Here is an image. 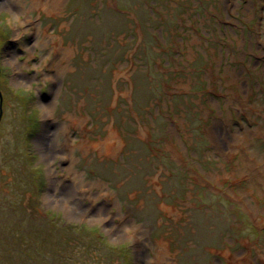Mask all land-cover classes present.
Returning <instances> with one entry per match:
<instances>
[{"label": "rangeland", "instance_id": "rangeland-1", "mask_svg": "<svg viewBox=\"0 0 264 264\" xmlns=\"http://www.w3.org/2000/svg\"><path fill=\"white\" fill-rule=\"evenodd\" d=\"M14 1L0 264H264V0ZM68 165L101 184L82 217L46 200Z\"/></svg>", "mask_w": 264, "mask_h": 264}, {"label": "bare ground", "instance_id": "bare-ground-1", "mask_svg": "<svg viewBox=\"0 0 264 264\" xmlns=\"http://www.w3.org/2000/svg\"><path fill=\"white\" fill-rule=\"evenodd\" d=\"M2 1H4L6 3V6L11 7V8H15V7H13V5L15 6L14 0H2ZM21 2L25 3L24 0H21ZM31 3L35 7H41L42 8V7L47 6V8L45 7V11L47 13H50V11H48V10H50L49 6L54 5L56 8H58L60 0H40V1L39 0H32ZM9 10H11V9H9ZM22 22H25V21H22ZM35 26L37 27L36 24H35ZM16 32H18V28H16ZM46 37H48V35H45V38ZM45 44H46V42H45ZM53 53L55 55H60V56L62 55L60 57V59L63 60L64 57H66L67 50L63 49L61 44H60V46L57 44H53ZM8 55H10L9 52H8ZM43 117L45 120H47L49 118V113L47 112L46 108H44ZM110 134H112L114 136V138H117V136H118L116 134V132H113V131H111ZM74 147H75V145L71 146V148H74ZM83 147H84V145H83ZM108 150H110L108 141L103 140L98 144V151L100 154H108ZM70 152H71V150H69L65 153L69 154V157L67 159L70 160V162H72L73 159H72V157H70ZM48 158H49V155L46 154L44 156V159L47 161ZM67 170L72 175V182L64 184L63 188L59 189L61 194L59 193V191L54 192V189H53V191L51 190L50 194L48 196H46V200L47 201L51 200L52 202L59 204L61 207H63L64 210H66L68 212V215H70V216H77V217L85 216L90 212V209L93 207H92V205L86 207L82 203V200L84 197H90L92 202H96V201L101 200L100 195H98V193L92 192L93 186L101 187V184L83 181V179L80 178L79 172L76 171L71 165L67 166ZM50 175H51L52 181L55 182V179L53 177L52 172H50ZM101 191H104V189H101ZM105 191L108 194L110 193L106 189H105ZM106 208H107L106 207V201L105 200L101 201L98 209L96 210V214H98L101 211L102 212L99 213L97 216L90 215L91 216L90 219H92L93 217H99V220H101L100 219L101 216H99V215H103V210H105ZM123 227H125V225ZM121 235H123V234H121ZM113 238H121V237H115L114 236Z\"/></svg>", "mask_w": 264, "mask_h": 264}, {"label": "water", "instance_id": "water-1", "mask_svg": "<svg viewBox=\"0 0 264 264\" xmlns=\"http://www.w3.org/2000/svg\"><path fill=\"white\" fill-rule=\"evenodd\" d=\"M2 112H3V96L0 90V119L2 118Z\"/></svg>", "mask_w": 264, "mask_h": 264}, {"label": "trees", "instance_id": "trees-1", "mask_svg": "<svg viewBox=\"0 0 264 264\" xmlns=\"http://www.w3.org/2000/svg\"><path fill=\"white\" fill-rule=\"evenodd\" d=\"M125 1L124 0H120V3H124ZM123 7H126V6H122L121 8H123ZM150 14V13H149ZM5 38H3L2 40H4ZM3 105H4V100H3ZM33 131V130H32ZM31 131V132H32ZM60 242H62L61 240H60ZM63 244H64V242H62ZM90 243H91V241H90Z\"/></svg>", "mask_w": 264, "mask_h": 264}, {"label": "flooded vegetation", "instance_id": "flooded-vegetation-1", "mask_svg": "<svg viewBox=\"0 0 264 264\" xmlns=\"http://www.w3.org/2000/svg\"><path fill=\"white\" fill-rule=\"evenodd\" d=\"M7 47H5V50H6Z\"/></svg>", "mask_w": 264, "mask_h": 264}]
</instances>
